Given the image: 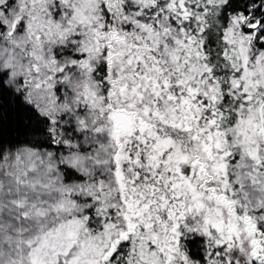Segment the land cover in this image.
Returning a JSON list of instances; mask_svg holds the SVG:
<instances>
[{"label": "snow or ice", "instance_id": "obj_1", "mask_svg": "<svg viewBox=\"0 0 264 264\" xmlns=\"http://www.w3.org/2000/svg\"><path fill=\"white\" fill-rule=\"evenodd\" d=\"M0 264H264V0H0Z\"/></svg>", "mask_w": 264, "mask_h": 264}]
</instances>
